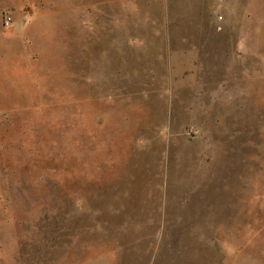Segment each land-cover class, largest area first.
Returning a JSON list of instances; mask_svg holds the SVG:
<instances>
[{
    "label": "rangeland",
    "instance_id": "obj_1",
    "mask_svg": "<svg viewBox=\"0 0 264 264\" xmlns=\"http://www.w3.org/2000/svg\"><path fill=\"white\" fill-rule=\"evenodd\" d=\"M0 264H264V0H0Z\"/></svg>",
    "mask_w": 264,
    "mask_h": 264
}]
</instances>
